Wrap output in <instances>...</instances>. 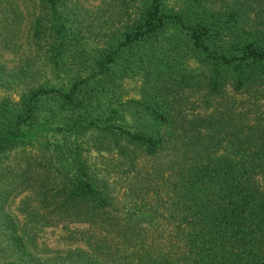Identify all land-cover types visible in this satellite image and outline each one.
Here are the masks:
<instances>
[{
    "label": "trees",
    "instance_id": "1",
    "mask_svg": "<svg viewBox=\"0 0 264 264\" xmlns=\"http://www.w3.org/2000/svg\"><path fill=\"white\" fill-rule=\"evenodd\" d=\"M171 1L0 0V264H264V0Z\"/></svg>",
    "mask_w": 264,
    "mask_h": 264
},
{
    "label": "rangeland",
    "instance_id": "2",
    "mask_svg": "<svg viewBox=\"0 0 264 264\" xmlns=\"http://www.w3.org/2000/svg\"><path fill=\"white\" fill-rule=\"evenodd\" d=\"M81 1H83L85 5H91L92 3L97 4L99 0ZM170 3L172 4L173 2L170 0ZM27 34L28 21H25L22 26L20 32L21 37L13 34L9 28H3L0 25V61L7 66L9 71L18 68L21 63L23 64L29 54V46L25 38ZM262 103L264 104V99L262 100ZM261 109L263 110V107H261ZM21 197L22 195H17L11 203L10 209L15 215V207ZM63 232L64 231L61 228H45L41 234L42 236H40V240L52 247H63Z\"/></svg>",
    "mask_w": 264,
    "mask_h": 264
}]
</instances>
